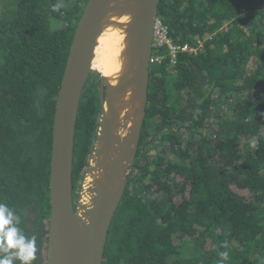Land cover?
I'll return each instance as SVG.
<instances>
[{"label": "trees", "instance_id": "16d2710c", "mask_svg": "<svg viewBox=\"0 0 264 264\" xmlns=\"http://www.w3.org/2000/svg\"><path fill=\"white\" fill-rule=\"evenodd\" d=\"M86 2L15 0L0 11V203L35 238L33 264H46L53 114ZM157 17L196 51L149 64L139 148L149 132L162 133V146L129 179L101 264H264V0H160ZM221 103L228 111L207 129ZM98 107L84 86L73 187Z\"/></svg>", "mask_w": 264, "mask_h": 264}, {"label": "water", "instance_id": "95a60500", "mask_svg": "<svg viewBox=\"0 0 264 264\" xmlns=\"http://www.w3.org/2000/svg\"><path fill=\"white\" fill-rule=\"evenodd\" d=\"M112 1L87 0L60 80L51 132L46 264H101L108 229L131 178V170L142 167L134 164V159L145 115L152 26L160 0H115L111 4ZM103 15L105 21L101 20ZM108 29L124 31L118 59H125L124 63L130 67L117 82L129 81L139 89L141 107L136 122L115 130L105 113L108 87L100 75V114L85 170L86 175L93 173L94 179L87 182L88 205L77 209L72 171L78 108L95 49L102 35L109 36ZM103 181H107V186ZM111 186L115 190H110ZM78 213L88 217L82 226L78 224Z\"/></svg>", "mask_w": 264, "mask_h": 264}, {"label": "bare ground", "instance_id": "6f19581e", "mask_svg": "<svg viewBox=\"0 0 264 264\" xmlns=\"http://www.w3.org/2000/svg\"><path fill=\"white\" fill-rule=\"evenodd\" d=\"M115 0L111 2L114 3ZM102 16L101 20L105 21ZM106 33L110 36V39L103 41L104 38L109 36L102 35L99 40L98 46L95 49V54L91 62V68L95 69L99 75L104 78L105 84L108 87L107 92V104L105 107V113L110 120L111 126L115 130H123L131 125L132 122H136L139 118V112L141 107V93L137 87H133L132 83L126 81L124 83H119L118 78L123 74V71L129 70V65L124 63L125 59L120 61L118 59L120 51L123 49V33L124 31L108 29ZM119 36L120 40L115 43ZM114 110V113H113ZM108 159L107 161H110ZM94 161H92L93 163ZM92 167L94 165L92 164ZM94 179L93 173L89 172L86 177L87 182ZM89 181V182H90ZM84 182V183H85ZM105 186H107V181H103ZM115 186H111L110 190H115ZM86 196V198H85ZM83 199V204L88 202L87 192ZM78 224L83 225L79 219ZM88 220V219H87ZM86 220V221H87Z\"/></svg>", "mask_w": 264, "mask_h": 264}, {"label": "rangeland", "instance_id": "374dc122", "mask_svg": "<svg viewBox=\"0 0 264 264\" xmlns=\"http://www.w3.org/2000/svg\"><path fill=\"white\" fill-rule=\"evenodd\" d=\"M15 0H6L5 2H1L0 3V11L3 9H7L10 6L13 5ZM115 30H119V29H115ZM123 31V30H122ZM124 34V33H123ZM125 35V34H124ZM123 35V36H124ZM110 39V36L107 37L106 40ZM124 39V38H123ZM118 40H120L119 36H117V40L115 41L118 42ZM92 67V66H91ZM90 87L91 91L93 92V95L95 96V99L97 100V102L99 103V98H100V92H101V79H100V75L97 73V71L95 69L91 68V71L89 73V77L87 79V82L85 84V88ZM226 111H228V108L226 105L224 104H215L213 106V110H212V114L210 116H208L207 118V123H206V127L207 129L209 128V126H212L215 124V118L213 117V115H217V114H221V113H225ZM98 115L100 114V106L98 107ZM99 117V116H98ZM97 117V119H98ZM144 120V119H143ZM143 124V123H142ZM165 132H169L168 130H165ZM150 135L148 138L145 139L144 142H147V144H142L140 145L139 151L137 152L135 159H134V164H136L137 166H143L144 164H146V162L148 160H150L153 156L158 154V150L159 148L162 146V142L160 141V137L162 135V133L159 135V133H154V132H149ZM189 132H185L184 130H180L178 135L181 136V138L186 141V139L189 138ZM199 134L201 135H210V132L206 131V129L199 131ZM87 164H88V160H87ZM87 164L84 167V170L80 176V178L78 179L75 187H74V192H73V198H74V203H75V207L81 208V206H87L89 201L85 204H83V199L84 196L87 192V195L90 197V191H89V185H86V173L85 170L87 168ZM137 172V170H131V176L133 174H135ZM90 181V180H89ZM88 181V182H89ZM85 182V183H84ZM88 184V183H87ZM86 198V196H85ZM79 215V219L85 223L86 220L88 219L87 215L83 214V213H78Z\"/></svg>", "mask_w": 264, "mask_h": 264}, {"label": "clouds", "instance_id": "9594fccd", "mask_svg": "<svg viewBox=\"0 0 264 264\" xmlns=\"http://www.w3.org/2000/svg\"><path fill=\"white\" fill-rule=\"evenodd\" d=\"M62 7L61 4L53 5L54 10ZM254 146V141H253ZM21 217L14 214L12 208L5 203H0V264H33L36 260L37 247L35 238H27L21 234ZM227 258V253H222Z\"/></svg>", "mask_w": 264, "mask_h": 264}, {"label": "built area", "instance_id": "2783aa9c", "mask_svg": "<svg viewBox=\"0 0 264 264\" xmlns=\"http://www.w3.org/2000/svg\"><path fill=\"white\" fill-rule=\"evenodd\" d=\"M196 48L189 45H179L169 37L164 22L156 17L151 34V55L149 64H160L163 58L168 57L172 63L179 53H195Z\"/></svg>", "mask_w": 264, "mask_h": 264}]
</instances>
